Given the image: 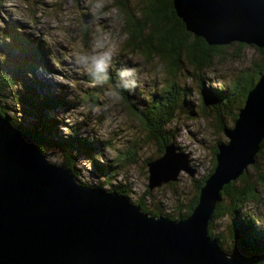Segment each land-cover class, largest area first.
<instances>
[{"label": "water", "instance_id": "1", "mask_svg": "<svg viewBox=\"0 0 264 264\" xmlns=\"http://www.w3.org/2000/svg\"><path fill=\"white\" fill-rule=\"evenodd\" d=\"M172 1L185 30L207 45L264 49V0ZM7 64L21 73L27 62L9 58ZM18 94L34 117L41 115L23 88ZM47 129L34 128V137L55 147ZM224 133L228 141L216 146V165L197 205L187 218L173 220L144 212L117 191L78 182L70 169L47 160L33 135L0 114V264H242L208 230L223 187L253 165L261 149L264 72ZM180 170L194 173L185 155L165 146L148 162V187L176 181Z\"/></svg>", "mask_w": 264, "mask_h": 264}, {"label": "rangeland", "instance_id": "2", "mask_svg": "<svg viewBox=\"0 0 264 264\" xmlns=\"http://www.w3.org/2000/svg\"><path fill=\"white\" fill-rule=\"evenodd\" d=\"M128 2L134 10L141 6V0ZM111 3L112 0H0V29L5 28L6 20L12 19L23 27H16V34L20 30L48 44L59 65L46 58L51 69H35L34 72L40 73L38 76L44 86L47 83L53 85L50 86V95L60 93L65 102L72 101L74 95L86 98L87 102H81L74 110L66 105L57 109L54 113L61 126L56 133L50 132L53 137L65 138L69 128L74 130L79 126L78 136L86 137L91 144L98 146L100 156L96 157V163L83 151L74 152L77 155L74 165L78 180L92 187L102 183L103 177L109 175L107 181L111 185L130 190L132 202L142 200L148 210H160L164 216L177 214L196 196L197 183L210 172L217 144L228 141L224 131L216 124L215 114L210 112V106L201 97V79L204 78V85L208 83L210 87L234 80L243 71L252 70L260 64L264 51L247 45L242 48L233 43L224 49L222 56L213 58L210 68L194 73L187 62L184 67L181 66L176 82L187 104H182L167 129L174 135L177 153L186 156L187 166L194 169V173L190 175L180 170L176 181L150 189L147 162L150 158L160 157L163 140L149 136V130L123 105L115 86L101 71L120 63L125 85L132 80L134 85L148 89L153 88L155 77L156 86L161 85L162 66L158 58L146 62L140 52L126 48L127 36ZM86 15L91 18L88 23H84ZM16 96L15 89L7 90L1 97L3 107L16 123L28 127L32 120L25 115V105ZM91 96L94 99L98 97V101L94 103L89 98ZM202 106L206 108L204 111ZM187 111H193V114ZM203 112L210 115L205 117ZM222 120L227 127L234 125L231 114H224ZM111 148L122 152L134 148L135 162L118 172L108 168L106 174L102 173L104 166L117 165ZM44 154L48 161L57 165L62 163L63 154L57 148L44 146ZM246 173L257 184L261 204L254 212L264 229V182L259 183L255 178L259 173L264 176V151L259 154L256 165L247 167ZM250 204L252 202L247 205ZM213 222V232L225 234L220 240L224 250L234 252L235 243L228 226L229 215Z\"/></svg>", "mask_w": 264, "mask_h": 264}, {"label": "trees", "instance_id": "3", "mask_svg": "<svg viewBox=\"0 0 264 264\" xmlns=\"http://www.w3.org/2000/svg\"><path fill=\"white\" fill-rule=\"evenodd\" d=\"M111 6L122 22L123 32L127 36L126 48L140 52L146 62L158 58L162 66L163 79L161 85L156 86L157 78L155 77L153 79V88L146 89L147 87L140 88L134 85L132 80L125 85L122 78L123 68L120 63H115L109 66L107 70H102L101 72L115 86L123 105L149 130V136L163 140L161 141V155L164 153L165 146L169 144H173L177 150L174 135L167 127L175 119L181 107H183L182 104H187L184 93L177 88L176 82L181 66L184 67L185 62H187L194 73L199 69L210 68L213 65V58L222 56L224 49L231 45L209 46L203 39L187 32L183 22L175 13L172 0H141V6L136 10L131 7L128 0H112ZM16 27L23 28L16 21L9 19L6 20L5 28L3 30L0 29V114L6 116L23 133L33 135V137L34 128L39 126L47 127L49 132L56 133L61 123H58V119L56 120L54 112L65 105L74 110L76 106L81 105V102H87L86 98L84 99V95H74L72 101L65 102L62 94L59 93L55 96L49 94L50 86L53 85L47 83V86H44L45 84L38 76L40 73H35L34 69H48L49 71L51 68L46 58L56 61V56L51 53L48 44L41 38H33L20 30L16 34ZM237 45L242 48L246 47L242 43H237ZM258 50L264 51V49L260 48ZM9 58H24L27 62L25 65H28V67L23 68L21 73L13 72L7 64ZM57 64L59 65V61ZM263 72L264 59L260 64L255 65L252 70L243 71L238 78L223 82L222 85L210 87L208 83L204 85V78L201 79V97L207 106H210V112L215 114L216 124L222 131L227 127L222 120L223 115L231 114L232 121L235 122L238 111L244 105L248 92L257 83ZM19 87L26 91L33 106L40 110L41 113L40 116L34 117L24 107L25 115L32 120L28 127H22L20 123H16L13 116L9 115V112L2 104L3 100L1 97L9 89H15L16 97L21 102V97L18 94ZM38 90H41L43 95H40ZM89 98L94 103L98 101L96 96L95 99L93 96ZM49 102H52V107L47 106ZM41 103L43 104L42 107L39 105ZM202 108L203 111L206 109L205 106H202ZM187 113L193 114V111H187ZM208 114L210 115V113L203 112L205 117ZM79 129V126L74 130L69 128L65 138H57L55 148L63 154L60 166L70 169L76 180L85 184L78 180L79 176L75 171L74 165L77 155L74 152L83 151L86 156L94 160V163H96V157L100 156V153L98 152V146L91 144L86 137L81 138L78 136ZM34 139L44 153V144L36 137ZM260 146L261 149L256 154V161L253 165H256L259 154L264 151V139ZM111 152L117 165L104 166L103 170L100 169L102 173L107 172L108 168L118 172L120 169L135 162L133 156L135 154L134 148L125 152L111 148ZM216 153L217 148L215 147L213 166L210 172L197 183L196 196L185 209L180 210L177 214L165 216L173 220H179L187 218L192 213L198 203L202 186L214 170ZM152 160L150 158L148 162ZM255 178L259 183L264 182V176L260 173ZM108 179L109 175H106L103 177L102 183L92 187L97 186L103 187L108 191H117L131 200L129 189L119 185L113 186L107 181ZM253 179L245 170L235 182L223 187L208 230L212 238L218 239L219 242L221 239L223 240L225 234L213 232V220L229 215V231L235 243V251L229 253L233 257L240 259L242 264H263L264 261V229L260 219L256 217V212H254L256 208H259L261 201L258 196L257 184L253 182ZM223 198H225V201ZM250 202L252 204L248 206L247 204ZM135 204L140 205L144 212L152 216L163 214L160 210L154 212L148 210L142 200H138ZM220 245L224 248L221 242Z\"/></svg>", "mask_w": 264, "mask_h": 264}, {"label": "bare ground", "instance_id": "4", "mask_svg": "<svg viewBox=\"0 0 264 264\" xmlns=\"http://www.w3.org/2000/svg\"><path fill=\"white\" fill-rule=\"evenodd\" d=\"M26 67H28V65L26 66ZM35 70V69H34ZM47 86V85H46ZM179 145V144H178ZM194 170V169H193ZM223 249H225V248H223ZM227 249V248H226ZM226 251V250H225ZM228 252V251H227Z\"/></svg>", "mask_w": 264, "mask_h": 264}]
</instances>
